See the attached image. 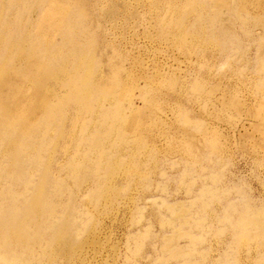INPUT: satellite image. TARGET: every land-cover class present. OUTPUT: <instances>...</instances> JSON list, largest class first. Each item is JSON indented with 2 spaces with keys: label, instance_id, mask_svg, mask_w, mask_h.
Listing matches in <instances>:
<instances>
[{
  "label": "rangeland",
  "instance_id": "rangeland-1",
  "mask_svg": "<svg viewBox=\"0 0 264 264\" xmlns=\"http://www.w3.org/2000/svg\"><path fill=\"white\" fill-rule=\"evenodd\" d=\"M86 1L96 67L48 69L67 84L6 146L0 264H264V0Z\"/></svg>",
  "mask_w": 264,
  "mask_h": 264
},
{
  "label": "bare ground",
  "instance_id": "bare-ground-1",
  "mask_svg": "<svg viewBox=\"0 0 264 264\" xmlns=\"http://www.w3.org/2000/svg\"><path fill=\"white\" fill-rule=\"evenodd\" d=\"M4 1L5 6H1ZM66 2L68 3L67 6H59L60 3ZM23 3L30 6L28 10L23 6ZM86 4V0H0V171L1 169L6 171L17 164H15V157H12L11 162L5 165L7 163L5 156L9 152L14 155L13 152L7 151L6 146L10 143H16L17 137H20L19 134L24 129L23 123L18 121L17 116H25L32 121L38 115L43 114L45 107L49 105L48 96L55 95L51 82L54 80L53 82L57 84L58 88L64 86L63 83L58 86L61 80H63L62 82L66 81L67 84L65 73L61 79L56 81L58 76L55 79V75H47L48 69H57L61 65H66V69L96 67L97 63L91 57V52L95 50V41L90 38L85 44L81 43V38L87 37L89 34L86 25L87 16L83 10V6ZM45 6H48L47 9ZM43 7L45 8L36 23V31L31 33L30 28L34 15L32 13L38 9H43ZM56 14L62 15L64 24L73 26L71 27L72 30H69L72 35L65 49L70 50V52L60 61L55 58L59 54L57 49L54 54L51 53L54 50L52 48L54 40L50 39L51 41L48 43L44 35V32L51 27L49 24ZM101 77L102 79L105 78L102 84L99 83L98 85L101 90L105 89L102 87L103 84L104 86L106 84L113 87H123L119 71H110L109 74L101 73ZM81 79L82 77L79 76L72 81L77 95L76 103L70 104L67 110L61 108L63 113H69L71 109L76 115L80 109H86L88 98L83 96L85 91L89 93V96L96 95L92 84L84 86L80 83ZM105 113L111 117L114 113L118 114V109L107 108ZM71 119L73 121L78 120L74 116ZM11 164L13 165L10 166ZM2 197L7 201L16 199L10 194L2 195ZM2 197L0 196V199ZM1 208L2 206H0V210ZM9 223L6 213L4 214V210H2L0 212V228L9 229ZM21 236L18 234L16 239H20Z\"/></svg>",
  "mask_w": 264,
  "mask_h": 264
}]
</instances>
